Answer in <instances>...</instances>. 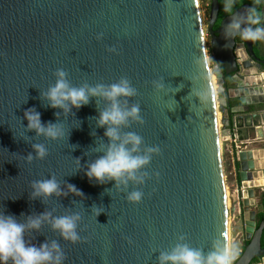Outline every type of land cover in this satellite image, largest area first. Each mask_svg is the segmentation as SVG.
<instances>
[{
	"label": "water",
	"instance_id": "95a60500",
	"mask_svg": "<svg viewBox=\"0 0 264 264\" xmlns=\"http://www.w3.org/2000/svg\"><path fill=\"white\" fill-rule=\"evenodd\" d=\"M219 13V1L211 0L214 88L197 0H0V210L18 219L45 212L81 215L77 243L61 240L47 224L26 235L30 242L56 240L64 264H157L159 252L180 236L205 253L214 241L229 245L219 137L226 143L236 134L243 141L245 130L264 134V60L252 42L224 38L232 15L214 30ZM59 69L76 87L127 78L136 89L127 105L140 106L144 123L130 122L123 131L143 138L141 153L160 149L142 170L143 184L130 182L125 189L89 182L84 173L99 155L93 150L107 144L96 127L106 105L93 100L68 114L55 110L57 119L42 93ZM31 108L42 122L63 124L68 136L51 142L28 131L24 112ZM37 143L49 154L29 163ZM263 156L264 150L235 155L245 244L234 264L264 258V221L256 228L258 213L250 211L261 205L264 212ZM53 175L64 194L31 200L32 182ZM69 184L83 195L72 193ZM135 190L143 193L138 205L127 202ZM94 208L102 210L99 216Z\"/></svg>",
	"mask_w": 264,
	"mask_h": 264
},
{
	"label": "clouds",
	"instance_id": "9594fccd",
	"mask_svg": "<svg viewBox=\"0 0 264 264\" xmlns=\"http://www.w3.org/2000/svg\"><path fill=\"white\" fill-rule=\"evenodd\" d=\"M234 6L235 0H224L225 13H231ZM223 32L226 40L238 38L252 43L264 42V13L253 6L244 14L232 15ZM97 39H102V35ZM109 51L114 52L115 49ZM55 77V83L46 93H42V99L46 100L48 107L54 110L57 119L59 113L55 110L68 114L88 106L93 100L103 101L106 105L98 113L96 127L104 130L107 144H101L93 150L99 155L87 165L84 173L89 182H95L96 185L113 183L117 188L123 186L125 189L130 182L143 184L146 174L142 170L148 167L152 157L158 155L160 149L148 147L141 153L143 138L135 132L123 131L129 127L130 122L140 125L144 123L140 106L127 105L128 99L137 95L136 89L129 80L121 78L111 84L95 86L84 84L76 87L69 82L68 74L63 69L57 70ZM155 87L157 91L163 89V85L159 83ZM24 120L27 121L28 131L35 132L38 137L42 136L47 141H62L68 136L63 124L42 122L41 114L35 108L24 112ZM32 149L35 157L29 154L27 157L29 163L34 159L42 161L49 154L45 144L42 143L33 144ZM67 186L72 193L83 195L74 185ZM30 187L31 200L41 199L43 202L64 194L54 175L35 180ZM142 198L143 193L139 190L127 194V202L132 205H138ZM101 211V209H93L96 216H99ZM80 221L79 213L53 216L52 213L45 212L18 219L0 210V264H64L65 256L60 243L56 240L51 242L46 240L37 245L30 242L26 235L39 233L47 224L52 232L59 234L61 240L75 244L80 240L77 231ZM184 241L185 237L180 236L169 250L160 251L157 264H234L238 255V249L234 245L229 246L220 240L214 241L207 253L202 248L192 247Z\"/></svg>",
	"mask_w": 264,
	"mask_h": 264
},
{
	"label": "rangeland",
	"instance_id": "374dc122",
	"mask_svg": "<svg viewBox=\"0 0 264 264\" xmlns=\"http://www.w3.org/2000/svg\"><path fill=\"white\" fill-rule=\"evenodd\" d=\"M197 1H198V7H199V11H200L201 23H202V27H203V33H204V42H205V49H206V55H207V62H208V66L210 69L211 76L214 78L213 79V85L215 88L216 83H217V79L212 74V72L216 68V65H215V61L212 57L211 50H210V36H209V32H208V23H209L208 8L210 6V0H197ZM220 121H221V114L218 111V125H219L218 127H219V130H221V122ZM219 139H220V151H221V158H222L223 174H224V180H225V185H226V196H227V199L229 202V204H228L229 205L228 206V214L230 216L229 223H228L229 224L228 225V228H229V230H228V232H229L228 233L229 234L228 235L229 246L234 245L238 249V255H239V253H240L239 249H240V247L242 248V246H240V245H241V242L244 238V235H243V232H240L242 230L243 223L241 222V217H240L241 215H239V213L236 214V212H237L236 210H238L236 206L239 204V200H241V198L236 197V203L235 204L232 201L233 195H232V186L230 183L231 178L229 176V172H228V168H227L228 155H227L226 148H225L226 143H229V142L223 143L221 140V136L219 137ZM240 209L242 210V204H241ZM258 209H259V211H261L262 206L259 205ZM231 210H232V212H230ZM236 223H237V225L239 223L238 228L236 226ZM238 232H240V234L237 236L236 234ZM238 255H237L236 259L238 258Z\"/></svg>",
	"mask_w": 264,
	"mask_h": 264
},
{
	"label": "crops",
	"instance_id": "0c3cea01",
	"mask_svg": "<svg viewBox=\"0 0 264 264\" xmlns=\"http://www.w3.org/2000/svg\"><path fill=\"white\" fill-rule=\"evenodd\" d=\"M261 1V4H262V10H261V13H264V0H260ZM257 51H258V54L261 58H264V42H258L257 44ZM264 77V75H263ZM261 135H264L263 133L262 134H257L255 136L254 133H251V132H248V131H244L243 134H242V138L244 139L243 141H239V138H238V135L236 134L235 135V138L236 140L240 143V144H244L246 146V150L245 151H249V150H255V151H259V150H264V136H263V139H261ZM244 146V147H245ZM225 148H226V152H227V155H228V164H227V168H228V172H229V176H230V183H231V186H232V201L233 203L235 204L236 203V197H240L241 195V190L238 189V182H237V177H236V162H235V159H234V156H233V141L232 142H229V143H226L225 145ZM262 160L264 161V156L262 157ZM259 200H255V203L257 204ZM237 211V210H236ZM235 211V212H236ZM244 211V208L242 207V210L241 212H236V214L239 213V215H241V222L243 223L242 219H243V212ZM250 211H255L256 213H260V212H263V209L261 211H259L258 208H256L255 206L254 207H251L250 208ZM232 212V210L230 211ZM236 226L238 228L239 226V223L237 225L236 223ZM243 226V225H242ZM240 232H243V227H242V230ZM240 232H238L236 235L238 236L240 234ZM245 244V241L242 240L241 242V245L242 248L240 247L239 249V252L240 250L243 249V246ZM257 264H264V258L261 259Z\"/></svg>",
	"mask_w": 264,
	"mask_h": 264
},
{
	"label": "trees",
	"instance_id": "16d2710c",
	"mask_svg": "<svg viewBox=\"0 0 264 264\" xmlns=\"http://www.w3.org/2000/svg\"><path fill=\"white\" fill-rule=\"evenodd\" d=\"M218 1L220 4V13H219L218 22L216 23V25L214 27L215 30L220 27V23L224 18L234 14L236 11H238L239 9H241L245 5H249L250 7L256 6L258 8L259 12H261V10H262V4H261L260 0H235V6L232 9V12L231 13H225V11H224V0H218ZM210 6H211V0H210ZM210 6L208 8L209 12H210ZM257 44H258V42L253 43V49H254L255 54L257 56H259L258 51H257ZM262 59H264V58H262ZM263 221H264V212L257 215V226H256V228H258L260 226L261 222H263ZM262 249H264V234H263V238H262ZM260 260L261 259L255 260L254 263L257 264Z\"/></svg>",
	"mask_w": 264,
	"mask_h": 264
},
{
	"label": "built area",
	"instance_id": "2783aa9c",
	"mask_svg": "<svg viewBox=\"0 0 264 264\" xmlns=\"http://www.w3.org/2000/svg\"><path fill=\"white\" fill-rule=\"evenodd\" d=\"M245 145L244 144H240L237 140H236V138H234L233 139V156H234V159H235V155H236V153H239V152H243V151H245L246 150V146L244 147ZM237 207V211H239V212H241V209H240V207H241V200H239V204L236 206ZM229 219H230V216H229V214H228V223H229Z\"/></svg>",
	"mask_w": 264,
	"mask_h": 264
},
{
	"label": "bare ground",
	"instance_id": "6f19581e",
	"mask_svg": "<svg viewBox=\"0 0 264 264\" xmlns=\"http://www.w3.org/2000/svg\"><path fill=\"white\" fill-rule=\"evenodd\" d=\"M211 79H212V82H213V79H214V78H213L212 76H211ZM228 204H229V202H228V199H227V207L229 206ZM228 225H229V224H228ZM228 230H229V228H228ZM228 233H229V232H228ZM228 235H229V234H228ZM228 238H229V237H228Z\"/></svg>",
	"mask_w": 264,
	"mask_h": 264
},
{
	"label": "flooded vegetation",
	"instance_id": "af4514ba",
	"mask_svg": "<svg viewBox=\"0 0 264 264\" xmlns=\"http://www.w3.org/2000/svg\"><path fill=\"white\" fill-rule=\"evenodd\" d=\"M215 30V29H214ZM216 30H218V29H216ZM264 60V59H263ZM215 65L217 66V64H216V62H215ZM263 209V208H262ZM260 213H262V212H260ZM260 213H258V214H260Z\"/></svg>",
	"mask_w": 264,
	"mask_h": 264
}]
</instances>
